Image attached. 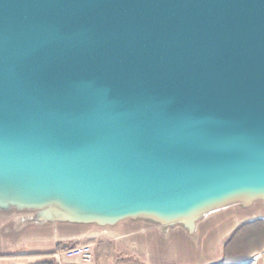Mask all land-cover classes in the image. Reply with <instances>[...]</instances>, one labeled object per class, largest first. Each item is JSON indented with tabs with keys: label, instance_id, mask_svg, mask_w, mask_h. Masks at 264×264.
Masks as SVG:
<instances>
[{
	"label": "water",
	"instance_id": "obj_1",
	"mask_svg": "<svg viewBox=\"0 0 264 264\" xmlns=\"http://www.w3.org/2000/svg\"><path fill=\"white\" fill-rule=\"evenodd\" d=\"M12 182L108 223L264 205V0H0Z\"/></svg>",
	"mask_w": 264,
	"mask_h": 264
},
{
	"label": "crops",
	"instance_id": "obj_2",
	"mask_svg": "<svg viewBox=\"0 0 264 264\" xmlns=\"http://www.w3.org/2000/svg\"><path fill=\"white\" fill-rule=\"evenodd\" d=\"M28 192L16 182L0 187V264H152L175 259L212 264L218 242L235 232L238 223L264 224L261 202L246 206L226 200L198 211L190 225L152 214L108 223L72 203ZM51 203L61 212L55 220L48 212ZM84 245L91 247L90 262L62 255Z\"/></svg>",
	"mask_w": 264,
	"mask_h": 264
},
{
	"label": "rangeland",
	"instance_id": "obj_3",
	"mask_svg": "<svg viewBox=\"0 0 264 264\" xmlns=\"http://www.w3.org/2000/svg\"><path fill=\"white\" fill-rule=\"evenodd\" d=\"M244 223L226 238H221L212 252V264H264V224ZM77 247V246H75ZM74 248V247H72ZM67 250V249H66ZM146 261L145 258H143ZM152 264H196L182 259L159 261Z\"/></svg>",
	"mask_w": 264,
	"mask_h": 264
},
{
	"label": "built area",
	"instance_id": "obj_4",
	"mask_svg": "<svg viewBox=\"0 0 264 264\" xmlns=\"http://www.w3.org/2000/svg\"><path fill=\"white\" fill-rule=\"evenodd\" d=\"M62 255L66 259H80L83 262H90L92 260V250L90 246H77L64 250Z\"/></svg>",
	"mask_w": 264,
	"mask_h": 264
},
{
	"label": "bare ground",
	"instance_id": "obj_5",
	"mask_svg": "<svg viewBox=\"0 0 264 264\" xmlns=\"http://www.w3.org/2000/svg\"><path fill=\"white\" fill-rule=\"evenodd\" d=\"M128 244V243H127Z\"/></svg>",
	"mask_w": 264,
	"mask_h": 264
}]
</instances>
